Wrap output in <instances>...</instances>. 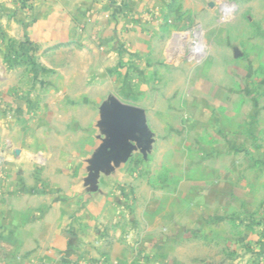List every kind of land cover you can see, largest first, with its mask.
<instances>
[{
  "label": "crops",
  "instance_id": "crops-1",
  "mask_svg": "<svg viewBox=\"0 0 264 264\" xmlns=\"http://www.w3.org/2000/svg\"><path fill=\"white\" fill-rule=\"evenodd\" d=\"M171 4L0 0V264H264V105L145 97L127 74L87 93L146 62ZM110 98L151 139L105 163Z\"/></svg>",
  "mask_w": 264,
  "mask_h": 264
},
{
  "label": "rangeland",
  "instance_id": "rangeland-1",
  "mask_svg": "<svg viewBox=\"0 0 264 264\" xmlns=\"http://www.w3.org/2000/svg\"><path fill=\"white\" fill-rule=\"evenodd\" d=\"M163 25L156 44L142 56L144 64L120 69L113 83L95 88L86 83L87 93L118 94L127 74L145 87V97L200 93L204 101L215 98L216 105L237 98L249 113L264 105V0H172Z\"/></svg>",
  "mask_w": 264,
  "mask_h": 264
},
{
  "label": "water",
  "instance_id": "water-1",
  "mask_svg": "<svg viewBox=\"0 0 264 264\" xmlns=\"http://www.w3.org/2000/svg\"><path fill=\"white\" fill-rule=\"evenodd\" d=\"M102 125L107 140L100 147L97 158L105 163L116 158H126L135 145L145 147L151 139L142 110L110 98L101 109Z\"/></svg>",
  "mask_w": 264,
  "mask_h": 264
},
{
  "label": "trees",
  "instance_id": "trees-1",
  "mask_svg": "<svg viewBox=\"0 0 264 264\" xmlns=\"http://www.w3.org/2000/svg\"><path fill=\"white\" fill-rule=\"evenodd\" d=\"M18 2L21 4V6H22L23 8H27V7L32 8V2H31V0H18ZM10 42H11V41H10ZM11 43H12V42H11ZM6 60H7L8 62L11 61V59H10L9 57H6Z\"/></svg>",
  "mask_w": 264,
  "mask_h": 264
},
{
  "label": "built area",
  "instance_id": "built-area-1",
  "mask_svg": "<svg viewBox=\"0 0 264 264\" xmlns=\"http://www.w3.org/2000/svg\"><path fill=\"white\" fill-rule=\"evenodd\" d=\"M26 9H30L29 7H27Z\"/></svg>",
  "mask_w": 264,
  "mask_h": 264
}]
</instances>
